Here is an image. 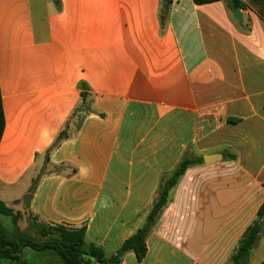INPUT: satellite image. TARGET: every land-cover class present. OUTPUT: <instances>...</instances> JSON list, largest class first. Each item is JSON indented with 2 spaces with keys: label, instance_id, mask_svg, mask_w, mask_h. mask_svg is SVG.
Wrapping results in <instances>:
<instances>
[{
  "label": "crops",
  "instance_id": "1",
  "mask_svg": "<svg viewBox=\"0 0 264 264\" xmlns=\"http://www.w3.org/2000/svg\"><path fill=\"white\" fill-rule=\"evenodd\" d=\"M241 2L236 19L223 2L0 0V201L14 210L41 174L30 215L113 254L186 152L221 154L122 264H226L264 203V0Z\"/></svg>",
  "mask_w": 264,
  "mask_h": 264
},
{
  "label": "trees",
  "instance_id": "2",
  "mask_svg": "<svg viewBox=\"0 0 264 264\" xmlns=\"http://www.w3.org/2000/svg\"><path fill=\"white\" fill-rule=\"evenodd\" d=\"M173 0H162L163 11H168ZM198 6L223 2L230 14L243 9L241 0H192ZM82 105L75 110L73 116L78 117L81 125L84 114L90 112L88 92L82 88ZM82 113L81 116H77ZM230 123L239 120L230 119ZM5 119L0 92V142L4 133ZM69 137L66 128L60 133L51 149H55ZM236 160V156H228ZM47 161V158H46ZM203 156H193L186 152L176 168L161 179L157 196L150 210L136 233L126 240L115 253L108 254L103 248L87 243L85 228H68L62 225L50 226L35 221L33 227L35 237L18 227V217L15 211L0 201V215L10 223L0 221V264H122L128 254H134L139 261L146 258L148 253L147 241L157 228L164 211L174 198L175 191L181 180L191 168L203 166ZM41 174L33 181L28 195L24 198L29 202L39 182ZM264 232V203L260 207L256 219L247 228L234 253L226 264H251L254 253Z\"/></svg>",
  "mask_w": 264,
  "mask_h": 264
},
{
  "label": "rangeland",
  "instance_id": "3",
  "mask_svg": "<svg viewBox=\"0 0 264 264\" xmlns=\"http://www.w3.org/2000/svg\"><path fill=\"white\" fill-rule=\"evenodd\" d=\"M82 113H79L77 116H81ZM75 120H78V117L74 118ZM191 155L194 156V153H191ZM15 214H17V221H18V227L22 231L28 232L30 235L35 237V230L33 227V223L35 222L30 215V213L27 211L25 199L22 200L21 203L17 204V206L14 208ZM0 221L2 223H10V220H6L3 216L0 215ZM39 223V222H38Z\"/></svg>",
  "mask_w": 264,
  "mask_h": 264
},
{
  "label": "water",
  "instance_id": "4",
  "mask_svg": "<svg viewBox=\"0 0 264 264\" xmlns=\"http://www.w3.org/2000/svg\"><path fill=\"white\" fill-rule=\"evenodd\" d=\"M234 17L236 19H240L241 13L237 12ZM163 19H164V17H163ZM203 160H204V164L208 166V165H211V164H214V163L221 161L222 155L221 154H212V155L204 156Z\"/></svg>",
  "mask_w": 264,
  "mask_h": 264
}]
</instances>
